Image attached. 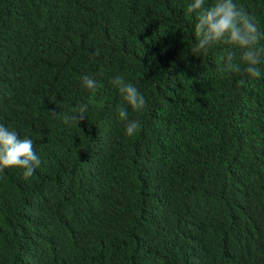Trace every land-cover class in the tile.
<instances>
[{
	"label": "trees",
	"instance_id": "trees-1",
	"mask_svg": "<svg viewBox=\"0 0 264 264\" xmlns=\"http://www.w3.org/2000/svg\"><path fill=\"white\" fill-rule=\"evenodd\" d=\"M189 2L0 0V124L41 161L0 171V264H264V53L254 78L237 46L193 55Z\"/></svg>",
	"mask_w": 264,
	"mask_h": 264
},
{
	"label": "clouds",
	"instance_id": "clouds-1",
	"mask_svg": "<svg viewBox=\"0 0 264 264\" xmlns=\"http://www.w3.org/2000/svg\"><path fill=\"white\" fill-rule=\"evenodd\" d=\"M186 14H195V46L191 47V53L202 56L212 46L223 43L228 46H237L242 50L240 62L246 67L243 69L250 78L261 75L258 65L262 62L264 48H257L258 43L264 39V32L260 31L255 17L250 15L242 6L234 0H215L211 5H206V0H190L186 6ZM97 55L99 53L97 52ZM223 61L219 71L222 75L241 72L240 64L235 62V56L229 51L221 56ZM113 83L123 94L124 100L133 111H140L145 107L146 101L143 94L131 83L125 82L122 77H116ZM245 85V80L239 81ZM82 85L91 92L98 89V81L90 76L82 77ZM73 112L79 122L84 119L87 105L78 104ZM55 113V111H53ZM119 117L126 122V135L132 136L140 127L138 120H130L125 108L119 110ZM69 118L64 117V123ZM40 158L35 153L32 139L18 137V133L0 124V171L10 168L23 169V179H29L40 166Z\"/></svg>",
	"mask_w": 264,
	"mask_h": 264
}]
</instances>
